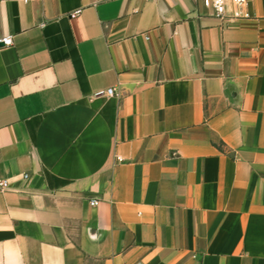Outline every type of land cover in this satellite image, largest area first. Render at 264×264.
I'll use <instances>...</instances> for the list:
<instances>
[{
	"label": "crops",
	"instance_id": "1",
	"mask_svg": "<svg viewBox=\"0 0 264 264\" xmlns=\"http://www.w3.org/2000/svg\"><path fill=\"white\" fill-rule=\"evenodd\" d=\"M243 11L0 0V264H264V0Z\"/></svg>",
	"mask_w": 264,
	"mask_h": 264
},
{
	"label": "built area",
	"instance_id": "2",
	"mask_svg": "<svg viewBox=\"0 0 264 264\" xmlns=\"http://www.w3.org/2000/svg\"><path fill=\"white\" fill-rule=\"evenodd\" d=\"M247 1L248 0H202V4L204 7L211 10L213 15L219 18H238L248 16V13L243 11ZM0 41L7 46L12 44V40L9 36L2 37ZM113 90L112 87H109L104 92L111 95ZM7 185L8 181L6 179H0V189H4ZM95 203L96 201H92V204Z\"/></svg>",
	"mask_w": 264,
	"mask_h": 264
}]
</instances>
